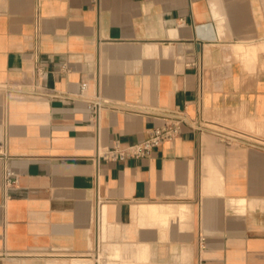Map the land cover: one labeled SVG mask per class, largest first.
I'll list each match as a JSON object with an SVG mask.
<instances>
[{"label":"crops","instance_id":"obj_1","mask_svg":"<svg viewBox=\"0 0 264 264\" xmlns=\"http://www.w3.org/2000/svg\"><path fill=\"white\" fill-rule=\"evenodd\" d=\"M4 140L0 264H264V0H0Z\"/></svg>","mask_w":264,"mask_h":264},{"label":"built area","instance_id":"obj_2","mask_svg":"<svg viewBox=\"0 0 264 264\" xmlns=\"http://www.w3.org/2000/svg\"><path fill=\"white\" fill-rule=\"evenodd\" d=\"M102 103L99 101H90V118L97 125L99 124L100 112ZM164 122L162 125H157L150 128L149 135L134 143L128 144L126 147H121L119 141H115L112 147L106 149L101 153L103 158L106 159H124L126 157H142L147 155L154 147H157L165 141L174 140L180 136L187 128L201 129L213 123L212 118L201 116L200 118L192 119L184 108L177 107L168 110L164 114ZM214 130L224 139H232L238 137L236 132L225 125L215 126ZM7 141L4 140L0 144V148L6 150ZM17 182V173L7 168L5 171V184L7 186L13 185Z\"/></svg>","mask_w":264,"mask_h":264},{"label":"water","instance_id":"obj_3","mask_svg":"<svg viewBox=\"0 0 264 264\" xmlns=\"http://www.w3.org/2000/svg\"><path fill=\"white\" fill-rule=\"evenodd\" d=\"M198 35L202 38H207V39L215 38V32L211 24L200 26L198 28Z\"/></svg>","mask_w":264,"mask_h":264},{"label":"bare ground","instance_id":"obj_4","mask_svg":"<svg viewBox=\"0 0 264 264\" xmlns=\"http://www.w3.org/2000/svg\"><path fill=\"white\" fill-rule=\"evenodd\" d=\"M66 260V259H65ZM68 260V259H67ZM64 261V260H63ZM62 262V261H61ZM60 263V262H59Z\"/></svg>","mask_w":264,"mask_h":264}]
</instances>
